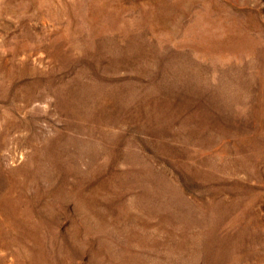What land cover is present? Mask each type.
<instances>
[{"label":"rangeland","instance_id":"1","mask_svg":"<svg viewBox=\"0 0 264 264\" xmlns=\"http://www.w3.org/2000/svg\"><path fill=\"white\" fill-rule=\"evenodd\" d=\"M0 264H264V0H0Z\"/></svg>","mask_w":264,"mask_h":264}]
</instances>
